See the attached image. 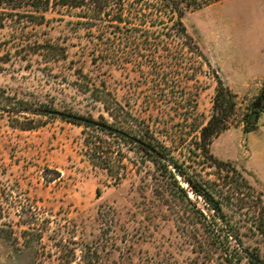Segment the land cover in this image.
I'll use <instances>...</instances> for the list:
<instances>
[{
	"label": "rangeland",
	"instance_id": "obj_1",
	"mask_svg": "<svg viewBox=\"0 0 264 264\" xmlns=\"http://www.w3.org/2000/svg\"><path fill=\"white\" fill-rule=\"evenodd\" d=\"M195 1L200 8L183 18L189 36L168 30L149 38L151 49L140 40L137 55L152 64L137 67L128 59L124 68L112 66L96 78L97 91L85 93L73 82L67 85L77 81L81 64L70 18L54 10L42 24L8 16L0 28V180L11 196L1 202L14 227H25L16 222L29 219L41 242H15L0 232V264H54L48 251L55 255L63 242L78 257L88 252L101 264H224L164 167L132 140L150 143L204 179L227 174L223 192L241 191L230 197L234 206L237 197L252 208L264 204V0ZM18 21L22 36L14 28ZM35 40L66 45L68 60L46 66ZM134 48H126L128 57H135ZM84 70L89 72L87 64ZM217 98L223 103L215 104ZM101 99L130 109L128 122L108 115ZM44 107L107 123L129 136L123 140L38 110ZM213 114L219 130L206 133L205 143L201 129ZM148 123L155 140L143 133ZM222 162L224 170L218 168ZM198 205L203 208L200 199ZM226 211L244 244L264 256V242L242 214Z\"/></svg>",
	"mask_w": 264,
	"mask_h": 264
},
{
	"label": "trees",
	"instance_id": "obj_2",
	"mask_svg": "<svg viewBox=\"0 0 264 264\" xmlns=\"http://www.w3.org/2000/svg\"><path fill=\"white\" fill-rule=\"evenodd\" d=\"M200 6L201 2L195 0H0V28L5 27L6 20L10 18L8 16L18 17L20 21L23 18H30L29 20L33 24H42L45 16L52 10L60 13L63 17H69V21L73 22V24L71 23L73 29L79 36L76 47L81 58V64L78 67L80 71L76 77L77 81H68L67 85H71V82H73V84H77L76 90L78 92L85 93L92 88L97 91L96 78H99L106 69L112 66L124 68L128 59L137 67L152 64L153 59H142V55H137L142 48V44L139 43L140 40H148L146 45L149 47L146 46V49H151L152 42H149V38L166 33L168 30H175L181 35L189 36L183 18L187 10L197 9ZM71 18H74V21H71ZM20 21L14 28L22 36L25 29L21 26ZM24 45V43L20 44L21 47H24ZM33 45L37 49H44L46 66L48 64L53 65L59 60H63L64 63L68 60L67 46L62 43L35 40ZM130 46L135 47L133 49L135 57H131L130 54L128 57L126 53V48ZM58 55L61 58L57 60ZM84 57H88L87 62L83 59ZM69 62L74 63V61ZM86 64L89 66V72L84 70ZM226 90L229 92L228 89ZM229 94L231 93L229 92ZM229 101L228 103H233L231 100ZM99 102L102 109L115 120L120 118L122 119L121 122H128V118L132 114L130 109H124L122 104L112 99H101ZM222 103L219 98L215 101L217 105ZM3 107V109H6V106ZM22 109L27 108L18 107V111H22ZM38 110L51 114L50 111L54 109L44 107ZM218 117L213 114L207 124L202 127L201 133H203L205 143L206 133L211 134L219 130V127H217ZM63 118L68 121H75L66 117ZM146 127L147 129L143 133L155 140V130L151 128L149 123ZM96 128L125 140L121 135L114 134L98 126ZM132 140L136 141L134 138ZM139 140L156 150L152 152L147 147L137 143L145 153L153 156L154 163L157 162L164 167L175 190L192 205L193 223L206 231L208 245H217L224 264H264V256L260 251L255 247L245 245L241 240L239 229L236 225L230 223L226 211L231 209L238 215L242 214L241 216L246 223L245 226L264 242V204L262 205L259 201V205L257 204V207L252 208L253 204H248L243 201V198L237 197V204L234 206L230 197L231 195H240L241 191L238 187H235V190L231 193L223 192L222 186L228 184L224 181L228 178L227 174L222 175L219 172L218 177L215 179H204L202 176H196L188 171L177 158L173 156L166 157L150 143L142 139ZM98 149L100 147H94L91 150L95 154H99L101 151ZM218 164V168L224 170L221 166H225V164L223 162ZM225 171L228 173L230 170L225 169ZM180 181L185 182L187 186L182 185ZM189 192L194 197H190ZM10 196L8 187L0 180V232H3L5 237L12 238L15 242H19V239L23 238L25 244L40 243L41 237L40 235H33L35 227L29 219H18L16 226L23 224L25 227H14L13 221L9 218L10 211L4 209L1 202L3 199L8 200ZM248 196L250 201H256L253 194L249 193ZM198 199L203 202V208L199 207ZM245 204L247 205L245 213H239L243 211ZM22 211L26 214L25 210ZM15 230L18 232L17 235H15ZM69 244H64V242L60 244L55 255L48 251V256L50 260H54V264H101L97 256H93L88 252L78 257L75 247ZM210 252L212 251L210 250ZM210 252H205V254Z\"/></svg>",
	"mask_w": 264,
	"mask_h": 264
},
{
	"label": "water",
	"instance_id": "obj_3",
	"mask_svg": "<svg viewBox=\"0 0 264 264\" xmlns=\"http://www.w3.org/2000/svg\"><path fill=\"white\" fill-rule=\"evenodd\" d=\"M50 113L53 114V115L66 117L68 119H73V120L81 122V123H86V124H89V125H95V126L101 127L103 129H105V130H107L109 132H112L114 134H117V135L126 136V137L129 136L126 132L121 131L120 129H118L116 127H113L112 125H109V124L103 123V122H98L96 120H93V119H90V118H87V117H83V116H80V115H76L74 113H67V112H63V111H59V110H55V109L51 110ZM256 118H257V111H254L251 114V118L250 119H251V121H256ZM136 142L142 144L145 147H147L152 152L156 151L152 147H150L148 144H146L144 142H141L139 139H136Z\"/></svg>",
	"mask_w": 264,
	"mask_h": 264
}]
</instances>
